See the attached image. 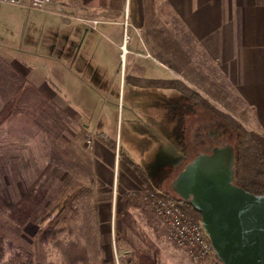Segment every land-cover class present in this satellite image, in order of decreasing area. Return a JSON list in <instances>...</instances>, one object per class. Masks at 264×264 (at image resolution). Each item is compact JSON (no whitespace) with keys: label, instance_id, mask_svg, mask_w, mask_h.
I'll return each mask as SVG.
<instances>
[{"label":"rangeland","instance_id":"obj_1","mask_svg":"<svg viewBox=\"0 0 264 264\" xmlns=\"http://www.w3.org/2000/svg\"><path fill=\"white\" fill-rule=\"evenodd\" d=\"M107 20L94 28L75 18L65 24L51 13L0 7V110L23 86L14 114L0 126V196L16 203L28 189H44L41 207L65 204L55 234L45 241L47 222L30 221L19 229L0 203V223L6 226L0 264H22L29 253L34 264H68L63 246L78 238L90 244L92 264L135 259L134 247L142 243L157 264H223L216 253L194 260L169 238L150 191L118 150L146 170L155 192L172 196V180L191 149L189 94H199L227 123L237 120L259 138L248 124L249 112L217 65L182 30L139 31L136 53L142 63L134 66V31L123 30V16ZM136 75L177 79L189 91L135 86L130 79ZM207 118L208 111L201 110V122ZM231 131L238 145L239 136ZM99 132L116 139V152L98 141Z\"/></svg>","mask_w":264,"mask_h":264},{"label":"crops","instance_id":"obj_2","mask_svg":"<svg viewBox=\"0 0 264 264\" xmlns=\"http://www.w3.org/2000/svg\"><path fill=\"white\" fill-rule=\"evenodd\" d=\"M58 6L59 3H54L52 10ZM62 6L73 17L67 19L55 11L41 12L62 16L65 24L72 18L91 25L85 20L98 19L100 24L123 16V30L134 31L131 38L134 66L142 63L141 54L136 53L141 49L139 31L150 30L158 35L163 34L162 30L166 35L170 33L168 30L185 32L217 65L236 99L248 110V124L259 135L264 153V0H62ZM16 12L8 14L14 16ZM53 20L46 17V22ZM76 27L69 26L70 30Z\"/></svg>","mask_w":264,"mask_h":264},{"label":"water","instance_id":"obj_3","mask_svg":"<svg viewBox=\"0 0 264 264\" xmlns=\"http://www.w3.org/2000/svg\"><path fill=\"white\" fill-rule=\"evenodd\" d=\"M235 160L231 144L199 153L177 173L172 189L200 212L223 264H264V192L234 182Z\"/></svg>","mask_w":264,"mask_h":264},{"label":"trees","instance_id":"obj_4","mask_svg":"<svg viewBox=\"0 0 264 264\" xmlns=\"http://www.w3.org/2000/svg\"><path fill=\"white\" fill-rule=\"evenodd\" d=\"M136 84L145 87H156V88H176L183 94H188V87L184 84L178 86L177 79H166V78H142L137 79ZM23 86L17 89L15 94L9 99V101L0 110V126L6 122L14 114L18 103ZM190 98L194 99L195 93L191 92ZM199 96V94H197ZM200 97V96H199ZM206 107L210 106L208 100L202 98ZM233 123V124H232ZM229 123L231 129L239 134L238 145L236 148V160H235V180L234 182L238 185L243 186L255 193L264 192V153L261 148V143L258 136L249 130H247L242 123L237 122V120ZM97 139L107 148L116 152L117 141L110 135L99 132L97 134ZM119 158L124 160L128 165H130L137 175L141 178L145 189L149 191H155L156 188L152 185L150 177L146 170L136 162L131 156L126 154L121 148L118 150ZM165 198L175 199L183 209L195 219L201 221L200 212L195 209L190 203L184 201L180 198L174 191L173 195L166 192H162ZM46 200V190L44 189H28L23 197L16 203H10L0 196V203H4L9 209L8 217L15 221L17 228L22 229L26 227L28 222L33 221L37 223L47 222L44 227V240L46 241L50 234H55L54 223L57 216L60 214L64 207V203L57 204L51 210L46 207H41L42 202ZM4 210V205L0 204V211ZM117 218L124 217V213L117 212ZM3 223H0V260L3 257L4 243L6 229ZM145 243L134 247L135 259L125 257L122 260L123 264H157L155 258L148 252L145 248ZM63 254L65 260L68 264H92V259H94L93 251L88 242L81 239H76L69 241L65 246H63ZM219 261L220 258L217 256ZM12 260H8L3 264H14ZM22 264H34L32 260V255L29 253L25 259H22ZM97 264L100 262L97 260Z\"/></svg>","mask_w":264,"mask_h":264},{"label":"built area","instance_id":"obj_5","mask_svg":"<svg viewBox=\"0 0 264 264\" xmlns=\"http://www.w3.org/2000/svg\"><path fill=\"white\" fill-rule=\"evenodd\" d=\"M59 3L57 10H52V5ZM11 5L27 10H37L62 14L67 19L73 17L67 14L62 6V0H0L1 5ZM85 20V19H83ZM94 28H97L100 20H85ZM128 26V21L125 20ZM127 32L124 36V45L129 40ZM123 54L126 53L124 46H121ZM152 207L156 218L164 224L167 234L171 240L184 248L187 253L197 261H202L215 254L212 242L206 233L202 221L189 215L175 199L165 198L162 193L150 191Z\"/></svg>","mask_w":264,"mask_h":264},{"label":"flooded vegetation","instance_id":"obj_6","mask_svg":"<svg viewBox=\"0 0 264 264\" xmlns=\"http://www.w3.org/2000/svg\"><path fill=\"white\" fill-rule=\"evenodd\" d=\"M142 78H150V77H143L140 75H136L131 77L130 83H132L133 81L132 79H135L137 81V79H142ZM132 84L139 87H145V86H140L136 83H132ZM194 104H197L198 107H196ZM192 105L194 106V108L192 109L190 115L192 117L191 120L193 123L190 124V129H189L191 154L189 153L188 156L183 158V160H186L184 165L199 153L202 152L209 153L216 146H224L227 144H231L235 147V151H236L237 145L233 144L232 140L234 137L231 131V127L229 123H227L222 116L216 114L217 111L215 110V108L205 107L206 105L204 104L203 100L197 95L194 97ZM201 110H204L205 112L208 111V117H209L202 122H201ZM183 135H185V132H183ZM184 165L180 168V170L184 167ZM180 170H178L177 172H179Z\"/></svg>","mask_w":264,"mask_h":264},{"label":"bare ground","instance_id":"obj_7","mask_svg":"<svg viewBox=\"0 0 264 264\" xmlns=\"http://www.w3.org/2000/svg\"><path fill=\"white\" fill-rule=\"evenodd\" d=\"M124 48H125V51L127 52V49H126V46L123 44ZM121 56L124 57V54L123 52L121 53Z\"/></svg>","mask_w":264,"mask_h":264}]
</instances>
